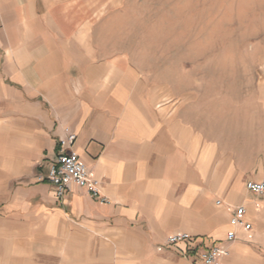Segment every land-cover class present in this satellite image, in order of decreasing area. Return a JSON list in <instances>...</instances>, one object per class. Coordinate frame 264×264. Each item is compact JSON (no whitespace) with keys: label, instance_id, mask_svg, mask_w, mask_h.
Here are the masks:
<instances>
[{"label":"crops","instance_id":"obj_1","mask_svg":"<svg viewBox=\"0 0 264 264\" xmlns=\"http://www.w3.org/2000/svg\"><path fill=\"white\" fill-rule=\"evenodd\" d=\"M84 2L0 0V264H202L214 246L218 264H264V194L245 189L264 161L239 166L124 56L103 57ZM69 134L99 197L71 185L58 199L46 178Z\"/></svg>","mask_w":264,"mask_h":264},{"label":"rangeland","instance_id":"obj_2","mask_svg":"<svg viewBox=\"0 0 264 264\" xmlns=\"http://www.w3.org/2000/svg\"><path fill=\"white\" fill-rule=\"evenodd\" d=\"M83 1L103 57L124 56L158 104L239 166L260 167L264 0Z\"/></svg>","mask_w":264,"mask_h":264},{"label":"built area","instance_id":"obj_3","mask_svg":"<svg viewBox=\"0 0 264 264\" xmlns=\"http://www.w3.org/2000/svg\"><path fill=\"white\" fill-rule=\"evenodd\" d=\"M75 140V136L69 134L65 141H61L59 154L47 174L48 182L54 187L55 195L58 199L62 198L69 191L71 185L85 188L91 196L99 197V182L94 180L86 165L72 152L67 153L66 147H70ZM245 189L247 192L255 195L264 194V182H247ZM105 202L104 199H101ZM217 206L222 205L221 201L216 202ZM231 225L235 228H241L244 232L250 231V224L245 222V209L242 206L233 207L231 216ZM188 239L187 235L171 236L167 244L175 245ZM237 240L235 232L226 236V242ZM227 251L220 246H214L201 254L202 264H218V260L227 256Z\"/></svg>","mask_w":264,"mask_h":264}]
</instances>
